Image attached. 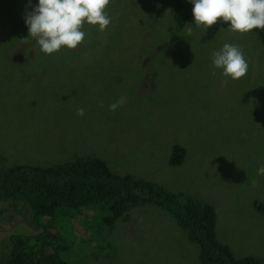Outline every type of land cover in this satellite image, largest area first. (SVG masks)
Here are the masks:
<instances>
[{
  "label": "rangeland",
  "instance_id": "374dc122",
  "mask_svg": "<svg viewBox=\"0 0 264 264\" xmlns=\"http://www.w3.org/2000/svg\"><path fill=\"white\" fill-rule=\"evenodd\" d=\"M135 1H140L144 4V9L147 7L149 12H153L152 17L157 16L158 26L153 21L151 24L142 21L149 13L147 11L139 12L136 16L134 14L137 12H131L128 20V15L120 6L124 5L128 12L132 0H109L105 8L110 18L109 25L103 31H99L98 26H82L81 30L85 33L83 51L77 54L75 64H71L70 54L62 50L51 55L32 51L27 55L34 58L33 61L17 65L10 61L8 52L13 47V50L21 51V45L17 43L15 35L7 38L8 19L13 18L12 10L24 14L29 5L27 0H0V41L5 39V44L0 42V164H49L68 158L67 147L86 145V135L80 128H91L97 124L93 117L102 112L101 107L96 104L101 102L104 105L105 118L113 117L110 115L111 110H108L109 100L100 99L106 86L113 82L122 79L125 83L124 89H121L123 103L120 107L125 110L135 108L134 98L138 92L140 75V70L136 68V53H140V57L152 54L156 49L154 45L163 38L166 48L158 57L166 61L167 66L163 71L177 85V112H190L184 119L188 122L204 123L202 117L213 103L204 106L205 109L197 102L190 105L188 100H191L192 90L199 88L206 93H215L220 89L215 96L218 100H214V106L219 101L220 106H225L226 114L230 115L224 117L214 131L217 143L220 144L217 149L209 148L202 140L197 139L198 148L192 149V130L182 123V127L169 126L163 135L158 128L150 135L136 132L134 136L137 139L132 147L136 150L139 147V152L147 157L151 158L154 154L158 156L160 166L155 167L157 161L152 162L150 159V168L146 170L147 178L158 180L161 185L173 191L187 190L191 195L214 206L216 236L228 245L235 256L254 255L264 260V215L255 211L252 205L254 196L264 197V175L257 174V169L264 166V45L251 33L226 30L228 35L234 33L241 37L245 45L242 50L246 53L243 57L249 66L247 76L230 79L222 76L220 69L213 68L210 56L225 44L226 39L218 38L207 44H200L199 37L203 27L198 28L196 25H186L176 34L177 40L174 38L173 42L168 41L163 35L165 33L161 32V27L169 23L165 18L172 13L171 9L177 3H182L181 14L192 16L193 5L188 0ZM132 9H137V6L133 4ZM145 20L151 19L146 17ZM128 32L137 35V43L133 45L135 50L120 48L116 52L123 57L119 58L113 48L121 40H126L124 37ZM93 38H97L100 45L96 42L91 47L85 44ZM127 40H130L129 36ZM254 40L257 42L256 47ZM177 46L182 55L174 62L175 60L168 58L166 51L169 47L172 51L177 50ZM130 54L132 58L128 59L126 56ZM159 75L155 78L147 77V80H152L150 85H160ZM60 82L63 87L59 85ZM65 87L73 94L84 89L81 100L83 106L81 104L78 107L75 101L64 105L63 99L69 96ZM154 95L159 100L151 105V110L158 120L162 96L157 93ZM173 96L167 98L171 100ZM79 109H83V115L77 114ZM254 110H258L259 114L253 115ZM79 117L86 118L74 121ZM142 136H146V139ZM105 141L107 143L100 150L107 160L117 161L113 158L114 154L110 155L103 147L114 151L122 145L114 138ZM178 142L188 147V159L181 165L172 166L165 161L168 159L169 147ZM142 148L147 149V153ZM147 208L149 207L141 206L134 209L126 221L118 222L109 233L104 234L106 236L102 245L110 242L116 248L113 258L108 257L105 250L99 252L95 240L86 244L84 237L89 232L79 231L75 223L73 235L83 237V240L76 237L75 244L71 247L75 255H70L69 264H139L142 261L143 264H199L197 245L186 238L174 218L163 209L156 208L151 220ZM2 209L0 207V238L2 232L9 228L5 210ZM155 216L157 222L166 223L169 231L166 237L162 234L157 238L149 227V224H153L152 221L156 222L153 220L156 219ZM173 228L182 233L184 239L181 235L174 234ZM80 240L85 243H77ZM145 250L148 253H144L142 257L141 253ZM166 251L173 257L181 256L164 261L162 257Z\"/></svg>",
  "mask_w": 264,
  "mask_h": 264
},
{
  "label": "trees",
  "instance_id": "16d2710c",
  "mask_svg": "<svg viewBox=\"0 0 264 264\" xmlns=\"http://www.w3.org/2000/svg\"><path fill=\"white\" fill-rule=\"evenodd\" d=\"M132 3L137 6V9H132ZM132 3L128 12L124 5L120 6V9H124L128 15V20L131 12H137L134 14L135 16L142 11L149 12L147 7L144 9L145 6L140 1L132 0ZM181 5V2L177 3L171 9L172 13L165 18L169 21V25L161 27V32L165 33L163 35L170 42H173L174 38L177 40L176 34L182 31L186 25H195L192 23V16L181 14ZM3 11H5L4 7ZM12 11L13 18L12 20L8 19L7 38L15 35L17 43L21 45V51L13 50V47L8 52L9 59L17 65L28 64L34 58L27 54L32 51L39 53V46L35 39L28 35L23 20L24 14L17 10L16 12ZM151 14L153 12L147 13L142 21L149 24L151 21L158 22L157 16L152 17ZM146 17L151 20H145ZM12 22L13 25H11ZM155 26H158L157 23ZM226 30L229 31L228 25L218 20L211 27L203 28L199 43L207 44L219 38L226 39L225 43L227 44L237 45L239 50H242V46L245 48L241 37L234 33L228 35ZM249 32L255 35V39L259 43L264 45V29H253ZM127 36L130 37L129 41ZM124 38L126 40H121L113 48L115 52L124 47L135 50L133 45L137 43V35L128 32ZM83 41L79 43L81 47L79 44L76 47H80L79 50L61 48L54 53L62 50L67 51L71 56V64H75L77 54L83 51ZM0 42L5 44V39ZM94 42L100 45L97 38H93L85 44L91 47ZM154 46L156 49L152 54L147 53L140 57V53H136L135 56H138L136 68L140 70L137 83L138 92L134 98L135 108L125 110L118 104L115 110L110 111V115L113 117L107 119L104 117V105L101 102L96 104L99 108L101 107L100 111L102 112L101 115L92 116L97 124L91 128H80L86 135L84 138L86 145L67 147L68 158L49 164L23 162L0 164V207L3 208V211L5 210L6 224L9 226L6 232H2V238H0V264L71 263L70 255H75L71 247L75 244L76 237L83 240V237L73 235L75 223L79 231L89 232V235L84 237L86 244L95 240L97 250L99 252L105 250L107 256L113 258L116 248L110 242L102 245L106 236L104 234L109 233L118 222L126 221L130 212L141 206L149 207L146 211H150L151 218L149 219L151 220L156 208L163 209L171 215L177 226L184 231L186 238L197 245L199 264H264L263 259L254 255L235 256L228 245L217 238L215 232L216 214L214 206L210 202L191 195L187 190L173 191L161 185L158 180L153 181L151 178H147L146 170L150 168L149 160L157 161L155 167L160 166V161L157 160L156 154L150 155V158L139 152V147L137 150L132 147L137 139L134 136L136 132L150 135L155 128H158L163 135L169 126L174 128L182 127V124H185L192 130L190 136L192 149L198 148L196 139L202 140V143L209 148L217 149V145L220 144L217 143L214 131L218 129L222 119L230 115V113L226 114L225 106H220L219 101L215 102L214 106V100H218L215 96L220 89L215 93H206L199 88H193L191 100H188L190 105L193 106V102H197L204 109V106H209L211 102L213 105L206 110L202 117L204 123L184 120L190 112L182 114L179 109V113L177 112L179 100L177 85H174L163 71L167 66L166 61L158 57L166 48V41L162 38L161 42ZM256 46L257 42L254 40V47ZM103 52L105 51L103 50ZM166 53L171 61L175 60L174 62L182 55L178 46L177 50L173 51L169 47ZM116 54L119 58L123 57L117 52ZM210 56L212 57V55ZM126 57L131 59L132 55ZM152 68H158V70ZM157 75L160 78L158 83L160 85H150L152 80H147V77L155 78ZM245 76H247V72ZM59 85L63 87L61 82ZM124 85L125 83L121 79L106 86L104 92L101 93V101L109 100L108 108L111 104L120 101L123 96L121 89H124ZM65 92H68L69 96L63 99L64 105L75 101L78 107L81 104L83 106L81 100L84 97V89L73 94L65 87ZM154 93L162 96L157 114L158 120L151 110V105L159 100ZM172 95H174L173 98L169 100L167 97ZM162 109L163 111H161ZM191 110L193 111V109ZM240 111L245 112L241 109ZM252 114L256 115L259 112L254 110ZM85 118L79 117L74 121H83ZM193 131L195 132L193 133ZM112 138L117 139L122 146L116 147L114 151L103 148L110 155L114 154L113 158L117 161L107 160L104 152L100 150V147L107 143L105 139ZM142 138L146 139V136H142ZM169 149L168 159L165 161L169 165H181L188 159L189 149L186 145L179 142L173 143ZM142 150L147 153V149L142 148ZM166 152L167 149L164 153L166 154ZM252 205L255 211L264 215V197L254 196ZM153 220L156 222L152 221L153 224H149V227L156 233L157 238L162 234L163 237H166L169 234L166 223L157 222V217ZM172 230L174 234H179L184 239L182 233L174 228ZM82 240L77 243H85ZM144 253L148 252L143 251L142 257H144ZM175 257L166 251L162 260L168 261ZM143 263L144 261L139 264Z\"/></svg>",
  "mask_w": 264,
  "mask_h": 264
},
{
  "label": "clouds",
  "instance_id": "9594fccd",
  "mask_svg": "<svg viewBox=\"0 0 264 264\" xmlns=\"http://www.w3.org/2000/svg\"><path fill=\"white\" fill-rule=\"evenodd\" d=\"M192 7L193 22L207 29L221 21L234 33H251L264 29V0H188ZM29 8L24 13V24L29 37L35 39L40 52L50 55L61 48L74 49L83 40L84 24L98 26L103 31L110 23L105 12L109 0H27ZM190 32L191 29H188ZM246 53L235 45L225 43L212 52L214 69L221 75L236 80L244 76L249 67ZM123 98L109 106L115 110ZM83 115V109L78 110ZM264 175V166L257 169Z\"/></svg>",
  "mask_w": 264,
  "mask_h": 264
}]
</instances>
